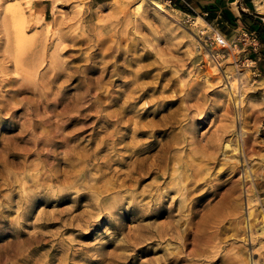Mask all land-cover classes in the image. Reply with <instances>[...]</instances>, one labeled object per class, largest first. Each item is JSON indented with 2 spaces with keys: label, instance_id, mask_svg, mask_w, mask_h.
<instances>
[{
  "label": "rangeland",
  "instance_id": "1",
  "mask_svg": "<svg viewBox=\"0 0 264 264\" xmlns=\"http://www.w3.org/2000/svg\"><path fill=\"white\" fill-rule=\"evenodd\" d=\"M140 1L0 0V264H159L178 244L162 252L157 231L169 219L160 217L154 189L177 180L176 156L209 167L194 180L225 182L214 202L253 177L264 209V68L256 49H233L236 33L208 17L165 0L164 12L149 0L136 11ZM216 34L228 47L212 43ZM217 134L232 142L213 168L197 148ZM138 153L160 170L130 181L124 175ZM180 200L172 214L182 225ZM258 232L252 242L228 232L201 264H231L234 256L264 264Z\"/></svg>",
  "mask_w": 264,
  "mask_h": 264
},
{
  "label": "bare ground",
  "instance_id": "2",
  "mask_svg": "<svg viewBox=\"0 0 264 264\" xmlns=\"http://www.w3.org/2000/svg\"><path fill=\"white\" fill-rule=\"evenodd\" d=\"M143 1H145V0H141L139 2V4H137V6H136L137 8H135L136 11L141 8V4ZM149 2H150V5L155 10H158L161 12L163 11L164 6L158 0H149ZM256 5H257V8L259 10H264V5L261 6V5H259V3H257ZM142 6H143V4H142ZM13 12H16V10ZM15 15H16V13H15ZM12 16H14V15H12ZM16 16L19 17V15H16ZM15 20H18V18ZM15 20H14V22H15ZM195 21H196V23L199 22L201 24H205V21L201 17L195 18ZM199 23H197V24H199ZM15 29H16V34H14V36H15V39L17 42L16 44L21 45L22 42L25 43V37L26 36L24 35L23 27L19 24V22H18V24L15 25ZM15 29H13V30H15ZM22 45H23V43H22ZM18 46L19 45H17L16 47H18ZM16 59L19 60L20 58L18 57ZM22 88H23V84H22ZM232 90L234 92V90H235L234 85H232ZM127 96L125 94V97H127ZM121 99H118V100H121ZM115 118H116V114H115ZM235 120H234V122H235ZM169 123H171V122H169ZM56 126L57 125H55V127ZM225 130L222 132H225ZM139 133H141V132H139ZM133 134H136V132H133ZM133 134H132V136H135ZM220 135H221V133H220ZM220 135L217 134L216 138H218V136H220ZM118 138H119V136H118ZM130 138H132V137H130ZM133 138H135V137H133ZM181 138H183V137H181ZM214 138H212V139H214ZM191 139H193V138H191ZM224 140H225V138L220 136L218 139L214 140L215 142L214 141L211 142L212 144H209V143L207 145L204 144V145H201L199 148H197V150L201 151V154H200L201 158L199 160L205 161L207 163H209V162L212 163L213 168L216 167L217 165H219L220 162H219V158L217 157V155L220 152H222V150L228 149L230 147L229 143L232 142V140H228V142H225ZM210 141H212V140H210ZM114 142H116V141H114ZM180 143H181V141H180ZM193 143H194V141H193ZM175 144H179V141L176 140ZM110 145H111V143H110ZM237 145L238 144H235L234 146H237ZM235 151H236V149H235ZM223 154H222V157H223ZM235 154H237V153H235ZM140 155H142V153H138V155L135 154L133 160L130 161V163L128 164V166H130L131 168L129 169V167H128L129 171L124 176H126L128 178V180H130V181H138L136 178V175L139 176L140 173L144 172L145 170H146L145 172L149 171V173L150 172L151 173H157L158 170H160V168L154 167L153 164H148V161L150 160L149 155L143 156L141 159L139 158ZM163 157H164V155H163ZM151 158H153V157L151 156ZM161 159H160V164L163 163V160H161ZM164 159H165V157H164ZM174 159L176 162V164L173 163L175 165L174 170L178 172L177 180H175V182H171L170 180H169L170 182H167L166 180H165L166 182H164V180H163V182L160 185H157L155 187L154 191H155V195L158 197V201H157L158 202V213H159L160 217H164V218L167 217V219H169L168 224H162L161 223L160 226L158 227V231H157V239H158V242L160 243V247L163 244V246L161 248L162 252L166 250V247H165L166 244L165 243H167V242H169V243L176 242L178 244V247L176 248V251H171L172 253L174 252L172 255L170 254L171 256L167 257L168 254L163 255L160 258V260H158L159 264H180L181 262H186L187 264H198L200 261L202 262V260L199 259L200 258L199 256L203 257L204 254H206V255L209 254L210 256L213 255L212 257H214V255L217 254L218 249L220 248L219 243L223 239L222 238L223 235H227L228 232H232L233 236L238 235L241 232H244L245 233L244 241L250 240L251 242L255 240L254 235L257 232V230L259 231V229H260V232H258L259 233L258 236L264 235V209H261L258 207V202H256L257 199L254 198L255 197V191H256V183H255V179L253 177H251L247 174L245 176L244 182H238L230 188V195L228 196V198H226V199L220 198L219 200L217 199L218 201L214 202V200L219 195L218 190L221 189L225 185V182L218 183V184L217 183L216 184H210L209 182L206 183L207 181L201 182L199 180H194L195 177H197V176L200 177L207 169H209V167L208 168L207 167L204 168L203 166L202 167H198V166L196 167V166L192 165V163L190 161H187V160L183 161L181 159V156L180 157L176 156V158H174ZM261 161L262 160H260V162ZM163 164H164V168H162V171H163L162 173L166 174L170 166L166 162H164ZM199 164H201V163H199ZM202 165L205 166V164H202ZM221 169H223V168H221ZM224 171H227L229 174L234 175L235 165H233L230 162L229 163L227 162L226 167L224 168ZM169 175H170V173H169ZM169 175L167 177H169ZM155 179H156V177H155ZM170 191H172L174 193V196H177V198L176 197L174 198V196H172L170 198V196H169ZM149 195H150V193H149ZM155 195H154V197H155ZM168 199L169 200L171 199V201L169 203L170 205L169 206L167 205L168 206V208H167L165 205H166V201ZM177 199H179V200L181 199L179 201V205L176 206L177 210L179 211L180 216L182 214L186 218L185 220H183L184 222L182 225L179 222V220L182 221L181 217L179 219L177 218L178 220H176V219H174V215H173L174 214L173 211L175 210V202ZM179 213H178V216H179ZM184 217H182V219H184ZM196 219H198V220L196 221ZM226 220L229 222L228 228H225L223 226L224 225L223 223ZM163 223H165V222H163ZM257 225H260L258 229H256ZM181 226H184V227L181 228ZM188 241H190V243ZM190 244H193L194 250L190 251L186 255H184V254L182 255V253H181L182 256L181 255L179 256L178 255L179 252L180 251L183 252L184 249H186V247ZM167 251H168V249H167ZM193 253H194L195 257H198L197 259L194 258ZM187 257H189V258H187ZM233 259L234 260L231 262V264H240V261H238V259L235 256L233 257ZM201 262H200V264H201ZM250 262H251V260H250ZM253 264H257V262L253 261Z\"/></svg>",
  "mask_w": 264,
  "mask_h": 264
},
{
  "label": "crops",
  "instance_id": "3",
  "mask_svg": "<svg viewBox=\"0 0 264 264\" xmlns=\"http://www.w3.org/2000/svg\"><path fill=\"white\" fill-rule=\"evenodd\" d=\"M105 3L110 0H96ZM188 14L208 17L211 24L226 26L233 33L248 32L256 37L253 58L264 68V12L256 7L262 0H165Z\"/></svg>",
  "mask_w": 264,
  "mask_h": 264
},
{
  "label": "built area",
  "instance_id": "4",
  "mask_svg": "<svg viewBox=\"0 0 264 264\" xmlns=\"http://www.w3.org/2000/svg\"><path fill=\"white\" fill-rule=\"evenodd\" d=\"M235 35H237L235 37ZM233 37H235V39L229 43V46H232V48L237 49V47L240 45V49L242 47L243 51H245V47L246 46H250L251 48H256L257 44H256V37L253 33H248V32H240V33H236ZM228 39L226 38L225 35H221V34H216L213 39H212V43L220 48H225L228 47Z\"/></svg>",
  "mask_w": 264,
  "mask_h": 264
}]
</instances>
